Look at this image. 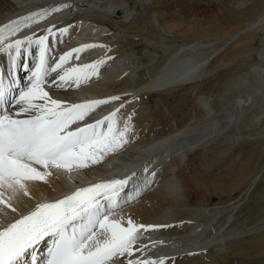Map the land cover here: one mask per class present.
I'll use <instances>...</instances> for the list:
<instances>
[{
	"label": "bare ground",
	"instance_id": "bare-ground-1",
	"mask_svg": "<svg viewBox=\"0 0 264 264\" xmlns=\"http://www.w3.org/2000/svg\"><path fill=\"white\" fill-rule=\"evenodd\" d=\"M234 2L236 4V1ZM43 3L53 4L59 10L51 11V14L22 28L20 32L9 39H22L25 36H31L35 40L47 35L50 49L48 52L49 67L58 61L60 55L82 45L102 46L84 49L78 54V59L76 58L77 54L74 53L72 58L62 65V68L91 64L102 58L104 60L99 65L97 74L79 82V84L74 80L60 82L58 74H62V72L58 69L57 73L46 78L42 85L44 91L51 99L58 100L65 105L103 100L113 96L119 97L118 100H109L108 103L98 105L83 121H77L70 125L69 130L94 123L116 109H119L118 117L121 125L126 118L131 117L133 130L129 134L130 142L124 148L109 153L98 163L89 164L85 168L73 167L70 172L63 168H52L50 169L51 175L47 177L46 182L28 183L29 194L17 192L10 201L11 206L16 208L15 212L11 207L0 204V227L14 222L33 210L37 204L53 200L76 187L106 179L112 173L124 178L135 172L136 176L130 181L131 186L128 190L134 192L136 188H139V195L134 196L126 203H121L115 210L116 218L121 219L124 226H127V219L131 218L137 224L165 227L141 230L142 234L137 244L134 245V248H141V250L134 251L132 257L127 255L116 257L112 264H127L129 258L156 261L163 259L164 264H216L214 256L224 247L227 239L224 225L239 209L241 201L230 206L231 213L226 219L224 213L219 211L214 219L197 224H193L192 221H177L178 219L171 217L172 213L178 210V206L172 204L173 201L175 199L180 201L181 198L183 200V195L186 192L194 193L196 191L201 198L203 195L199 187L185 186L184 180L181 175H178L177 170L179 166L181 168L187 166L191 153L205 151L212 144L230 140L231 136L235 135L244 124L245 127L260 124L262 125L261 129L256 128V133L264 134V108L263 111L259 108L261 102L264 104V49L259 53L262 61L249 68L248 74L252 78L253 85L246 84L247 86L245 85L243 90H239L228 103L214 109L208 97L199 96L197 102L203 104L202 114L191 116L182 125H178L173 119L169 120L165 126L156 121L149 122L150 124L147 122L141 124L137 118L144 112L145 99L148 94L152 92L161 95L171 93L176 88L183 86L196 91L199 86L208 81L207 77L217 71L211 65V61L222 49V46L216 47L214 41L204 42L205 39L184 43L178 49L163 54V61L159 62V65L148 67L142 76L136 66L129 64L123 42L126 41L125 37L129 35L135 37V34L140 35L142 39V35L139 33L141 30L138 18L139 9L154 6L156 0H140L138 5L137 0H0V22ZM61 4L69 6L61 8ZM262 20H264V15L261 14L256 20L245 25L244 29H239L228 36L224 43L257 27L263 22ZM141 23L143 24V22ZM154 24L156 31L154 35L157 37H155V42H157L156 39L173 37L169 31L170 27L169 29L163 27L164 25L162 26L157 18ZM49 29L54 35L49 34ZM185 29L187 28L185 27ZM61 30L66 31L62 34ZM147 32L151 33V31ZM198 33L197 35H199ZM173 34L176 33L173 32ZM149 39H151L150 43L154 42H152L154 39L152 35ZM23 48H29L27 41ZM23 48L19 67L16 70V76L21 86L27 83L31 74L29 70L24 69V63L27 62L31 69L35 59L34 56H29L25 60ZM165 49L163 50L165 51ZM29 51L36 53L38 49L35 44H32ZM212 63L214 62L212 61ZM9 66L8 54L0 53V75L7 76ZM53 81L63 83V86L57 87ZM243 82L245 80L241 81V83ZM241 83L235 81L234 85ZM195 88L197 89L195 90ZM13 92L14 95L17 94L16 90ZM257 97L262 99L257 101ZM36 103L44 104L46 102L38 99ZM6 108L13 114L17 111L16 105H7ZM254 110V116L245 117L247 112ZM258 111L260 114L257 115ZM248 136L247 134V138ZM131 137H135V139H131ZM254 185L255 179H252L247 186L245 195L251 192ZM9 195L12 193H5V200ZM177 203L179 204L178 201ZM183 205L181 204V206ZM213 215L211 214L210 217ZM245 242L247 245L263 248L264 232ZM145 245L146 247H142ZM42 248L43 245H40L38 252Z\"/></svg>",
	"mask_w": 264,
	"mask_h": 264
},
{
	"label": "snow or ice",
	"instance_id": "snow-or-ice-1",
	"mask_svg": "<svg viewBox=\"0 0 264 264\" xmlns=\"http://www.w3.org/2000/svg\"><path fill=\"white\" fill-rule=\"evenodd\" d=\"M68 6L60 5L61 8ZM47 14L48 10L31 13L0 26V53H7L10 61L7 76L0 75V204L11 207L13 212L16 208L10 201L17 192L28 195V183L46 182L52 168L70 172L73 167L85 168L98 163L109 153L124 148L133 130L130 116L121 125L119 109L94 123L69 130L70 125L83 121L98 105L119 97L71 105L49 97L42 85L58 69L62 72L58 74L60 82L74 80L79 84L97 74L104 60L62 68L74 53L78 59L84 49L102 46L82 45L63 53L49 67L47 35L35 40L31 36L9 39L21 28L30 26L37 17L43 19ZM48 31L54 35L50 29ZM65 31L61 30L62 34ZM26 41L29 48L35 44L38 52L23 48ZM22 48L25 60L35 57L31 69L27 62L23 65L31 73L23 86L16 76ZM53 84L63 86L56 81ZM38 99L46 103H36ZM6 105H16L17 111L11 113ZM21 113H26L27 118H18ZM135 176L133 172L124 178H111L78 188L62 199L39 203L26 215L0 227V264H112L116 257H132L134 251L141 250L134 248L141 230L165 227L137 224L131 218L124 226L121 219L116 218L115 210L120 204L139 195V188L134 192L126 191ZM5 193L12 195L5 200ZM45 241L47 248L41 255L38 248ZM127 264H164V261L129 258Z\"/></svg>",
	"mask_w": 264,
	"mask_h": 264
},
{
	"label": "rangeland",
	"instance_id": "rangeland-1",
	"mask_svg": "<svg viewBox=\"0 0 264 264\" xmlns=\"http://www.w3.org/2000/svg\"><path fill=\"white\" fill-rule=\"evenodd\" d=\"M241 1L156 0L154 6L139 9L138 18L142 31L138 32L142 35V39L137 34L135 37L129 35L130 37H125L126 41L124 40L123 43H125L129 64L136 66L142 76L148 67L159 65L158 63L163 61V54L178 49L184 43L205 39L204 42L214 41L216 47L222 46L217 57L212 59L214 63L211 61V65L217 71L206 78L209 82H205L198 89L195 88L196 91L183 86L176 88L171 93L161 95L152 92L153 94H148L149 96L147 95L145 99L144 112L137 118L141 124L156 121L165 126L169 120L173 119L178 125H182L191 116L202 114L203 104L197 102L199 96L208 97L211 106L217 109L233 99L239 90L244 89L246 84L249 85L253 82L248 73L251 66L262 61L259 53L264 49V20L257 27L249 29L250 31L247 33L239 34L234 40L224 43L228 36L239 29H244L245 25L256 20L261 14L264 15V0ZM139 2L140 0H137V5ZM156 18L166 29L170 27L172 38H160L155 42L154 23ZM150 20L152 23L149 22ZM182 28L183 30H180ZM193 29L198 30L195 32ZM147 31H151V33ZM151 35L154 38L153 43L149 42ZM244 80L245 82L241 83ZM235 81L241 84L234 85ZM251 85L253 84L251 83ZM261 99L257 97V101ZM259 108L263 111L264 104L262 102ZM254 112L255 110L247 112L245 117L254 116ZM256 114H260V111ZM261 126L260 124H252L249 127H245V124L242 125L235 134L237 136L233 135L230 140L215 144L217 146L212 144L205 151L191 153L188 167L181 168L179 166L177 170L178 175L183 178L185 186L199 187L203 194L201 198L196 191V193L186 192L183 195L185 200L181 198L180 201L178 199L173 201L172 204L178 206V210L176 209L177 211L172 213L171 217L178 219L177 221H192L193 224H197L214 219L219 211L224 213L226 219L231 213L230 206L241 201L239 209L224 225L227 239L224 247L214 256L216 264H264V247L258 248L247 245L245 242L264 232V166L262 167L264 163V134L256 133V128L260 130ZM246 133L250 137L247 138ZM252 179H255V185L251 192L245 195L247 186ZM181 204L185 205L181 206ZM211 214L214 215L210 217ZM230 233L231 235H229Z\"/></svg>",
	"mask_w": 264,
	"mask_h": 264
}]
</instances>
